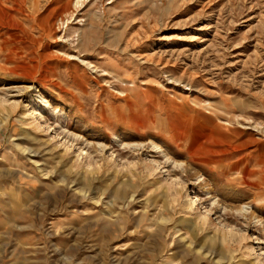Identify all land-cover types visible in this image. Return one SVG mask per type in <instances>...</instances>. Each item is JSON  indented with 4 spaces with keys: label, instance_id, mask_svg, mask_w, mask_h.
Masks as SVG:
<instances>
[{
    "label": "rangeland",
    "instance_id": "374dc122",
    "mask_svg": "<svg viewBox=\"0 0 264 264\" xmlns=\"http://www.w3.org/2000/svg\"><path fill=\"white\" fill-rule=\"evenodd\" d=\"M263 163L264 0H0V264H264Z\"/></svg>",
    "mask_w": 264,
    "mask_h": 264
},
{
    "label": "bare ground",
    "instance_id": "6f19581e",
    "mask_svg": "<svg viewBox=\"0 0 264 264\" xmlns=\"http://www.w3.org/2000/svg\"><path fill=\"white\" fill-rule=\"evenodd\" d=\"M6 58V57H5ZM159 125V128L158 127H155V130H157L159 133H161L162 135H165L167 138H169L171 141H173V142H176L175 140H177V136H174V135H172L170 132H169V130H168V128H167V125L165 126V125H163V123H161V124H158ZM178 146V145H177ZM144 148V147H143ZM143 148L141 149V148H139V146H137V147H134L133 146V148H131L133 151H142L143 150ZM186 153L189 155V157L191 158V161L192 162H195V163H201V164H204V165H207V166H209L211 169H214V170H216L217 172H224V173H228L229 172V174L231 175L232 173H233V171H234V168H232V167H229L228 169H226V170H223L222 169V167L220 166V162H218V161H214V162H212V161H208V160H206V159H202V158H198L197 156H196V158H195V156H193V155H191V151H190V149H188L187 148V150H186ZM257 156V155H256ZM247 161V160H246ZM254 162V161H253ZM264 164V163H263ZM242 166V165H241ZM245 167V166H244ZM247 168V167H246ZM245 170V168H243V169H241L240 168V170H239V172L237 173V175L236 174H234L233 175V178H231L230 180H228L227 181V184H229V185H239L240 183V180H242L241 178H239L240 176V173H242V172H245L244 171ZM253 170V169H252ZM248 171H246V173H247ZM248 173H250V172H248ZM254 173V172H253ZM260 173V170H257V175ZM247 175V174H246ZM256 175V176H257ZM261 175V174H260ZM251 176V175H250ZM262 178V177H261ZM243 180H245V179H243ZM261 180V179H260ZM246 182H248V181H246ZM259 182V181H258ZM263 183V182H262ZM243 184V183H242ZM248 185V184H247ZM251 185H257V181L256 182H254L253 184H250V186ZM259 186V185H258ZM257 186V187H258ZM256 189V188H255ZM211 191V190H210ZM209 191V192H210ZM210 194V193H209ZM217 194V193H216ZM232 197V196H231ZM217 208V207H216ZM238 215L239 216H242L243 218H247V211H245V210H240L239 212H238ZM233 235V233L231 232V231H228V232H226V233H224L223 234V238H228V239H230L231 238V236Z\"/></svg>",
    "mask_w": 264,
    "mask_h": 264
}]
</instances>
